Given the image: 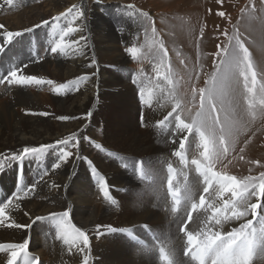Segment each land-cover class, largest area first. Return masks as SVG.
I'll return each mask as SVG.
<instances>
[{"label": "bare ground", "instance_id": "bare-ground-1", "mask_svg": "<svg viewBox=\"0 0 264 264\" xmlns=\"http://www.w3.org/2000/svg\"><path fill=\"white\" fill-rule=\"evenodd\" d=\"M26 1V6L8 17L4 15L6 4L0 2V25H3L0 44H3L5 32L22 33L0 52V76H6L15 67L20 69L18 75L50 79L55 86L75 83L83 76L88 79L84 83L80 80L81 85L62 100L53 91V85L0 84V203L13 199L21 188L36 184L35 190L26 196L21 193L0 218V244L27 240V257L36 264H83L85 256L88 257L87 264H166L161 248L171 254L174 264H195L183 254L185 237L179 228L187 220L191 201L198 203L203 193V178L191 163L193 159H202L203 148L199 146L198 137L189 136L184 150L187 164H183L180 157L174 155L178 149L168 150L160 141L165 139L163 136L167 132L171 133L168 124L175 125L176 129V115L190 122L198 108L199 96L194 105L189 103L190 98L193 99V90L182 85L185 77L178 85H172L170 78L159 79L151 89L146 85L147 80H143V84L141 77L133 84H129V80L122 83L117 77L114 83L109 82L110 79L106 81L111 85L106 87L107 67L110 65L107 63L116 62L134 73L145 63L129 61V56L126 57L113 37L104 39V29L96 30L101 59L95 58L96 65L92 69L89 67L90 55L85 51L87 43L83 41L73 45L76 52L69 49L68 58L61 59L59 53H51V44L39 43L35 33L38 34L43 26H36L45 20L49 21L48 24H55L52 18L65 12L73 0ZM82 1L87 14L88 8L84 6H90V2ZM129 1L143 6L151 4L149 0ZM91 5L90 9L95 13L97 6ZM85 18V22H77V25L89 28L87 16ZM81 34L85 37L84 32L76 33L69 42L79 40ZM93 35L90 34L92 42ZM33 36L37 40H32ZM119 56L123 57L117 60ZM94 68H98L97 73ZM92 71L94 74L87 76ZM72 77L75 78L70 79ZM238 88L225 105L232 129L229 154L216 165V170L238 178L258 177L264 172V167L260 166L264 165V105L260 103L263 97L253 100L252 107H249L248 94ZM177 104L180 107L173 112ZM56 108L60 112L56 113ZM56 115L69 119H57ZM95 127H101L103 136L98 142L100 147L90 156L83 151L81 138ZM73 133L77 134L78 147L72 148L70 162L53 172L52 165L59 153L56 142ZM41 145L52 147L20 158L23 148H39ZM121 163H125L124 168ZM169 165L174 170L173 185L180 188L181 203L176 206V211H173V200L168 193ZM44 171L48 175L41 179ZM100 178L106 181L111 202L105 200L99 191ZM252 202H256L255 198ZM15 203L20 206L15 207ZM63 211H69L71 223L89 237V248L83 252L76 247L70 248L57 238L56 222L48 217L51 213ZM25 212L29 215L26 216ZM36 217L44 219L37 220ZM202 219L203 212H194L188 230L198 231ZM246 219L253 217L249 215ZM242 222L230 221L220 230L229 232ZM253 222L259 227L256 220ZM13 223L29 227L10 226ZM7 259L8 254L0 252V264H6ZM17 264H24L23 255ZM250 264H264V243L257 246Z\"/></svg>", "mask_w": 264, "mask_h": 264}, {"label": "snow or ice", "instance_id": "snow-or-ice-1", "mask_svg": "<svg viewBox=\"0 0 264 264\" xmlns=\"http://www.w3.org/2000/svg\"><path fill=\"white\" fill-rule=\"evenodd\" d=\"M11 5L13 0H6ZM221 0H218V3ZM99 3V0H97ZM125 7L132 8L131 5ZM143 15H147L144 13ZM223 16L224 13H218ZM64 18L67 22V27L62 29L58 36L59 38L53 41L51 53L67 54L71 49L73 52L77 48L73 45H79L81 41H86V37L82 34L79 40L68 41L67 38L76 33H83L84 28L77 25V22H83L85 19V10L82 6L73 5L65 12H61L58 16L53 17L54 21H59ZM49 21L45 20L41 27L47 25ZM74 25H77L74 27ZM3 25H0L2 28ZM31 29L27 30L30 31ZM20 32H5L3 44H0V52L8 45L16 36L21 35ZM230 44L225 46L217 45L216 56L219 58V63L214 61L215 71L211 78L206 82L204 88L198 90L199 105L195 111V115L191 117L190 122H185L181 115L175 116L176 129L178 132L186 133L179 140V149L174 151V155L179 156L181 163L187 164V159L184 155L186 149V141L189 136L195 135L198 137L199 146L203 148L200 153L202 159H193L191 163L195 165L197 173L203 178V193L199 196L198 203L195 200L191 201L190 210L187 213L185 220L180 228V233L185 237L184 255L189 257L195 264H250L257 246L264 243V172H260L258 177L251 175L238 178L230 175L226 171H217L216 165L220 163L229 154V138L232 135L231 124L227 115L226 102L232 94L235 93L237 87L242 82L243 89L249 96L255 95L257 92L258 75L251 54L240 40L239 36L230 37ZM234 40V44L231 41ZM86 46V44H85ZM163 53L162 58H166V52L161 47L159 49ZM126 52L131 54L132 59H137L138 49L136 47H127ZM82 54V52L80 53ZM95 63V60H93ZM27 67V65H25ZM19 68H12L6 76H0V84L7 82L8 84L30 85V84H48L53 85V91L59 94L61 90L69 85L61 84L54 85V81L45 80L32 75H18ZM88 77H79L75 83L80 80H86ZM259 94L264 97V82H260ZM197 92L193 90V100L195 101ZM249 107H252V101L249 100ZM264 105V98L260 101ZM177 104L173 109L179 108ZM40 115H47L41 113ZM90 115V113L88 114ZM172 113H169L171 116ZM57 119H69V117H57ZM168 117H165L167 120ZM163 123V122H160ZM85 140L88 137H84ZM77 140V134L73 133L66 139L57 141L59 146L58 159L52 165V171L60 169L64 164L70 162L73 152L69 147L77 148V143L72 141ZM172 143H176L175 139ZM52 147L51 145H41L39 148L25 147L19 153L20 158L30 155L39 154ZM97 148L100 145H96ZM241 152L244 149H240ZM79 157V152L76 153ZM15 158V157H14ZM243 158V157H241ZM86 159V158H85ZM90 163V162H89ZM259 163V162H253ZM264 167V165H260ZM168 177V193L173 200V211H176V206L181 203L180 188L173 185V168L169 165ZM48 172L44 171L41 179L47 176ZM187 176L185 174V180ZM53 187H58L53 185ZM100 193L105 200L111 202L109 188L106 181L100 178L98 181ZM36 184L33 183L30 187L21 188L20 191L14 194L13 199L7 202L0 203V218L5 216V212L9 209L13 202L20 198L21 193L27 195L28 192L34 191ZM255 198L256 202H252ZM211 201H219L213 203ZM15 207H19V203H15ZM204 213V219L201 220V227L198 231H189L188 223L193 219V213ZM25 215H29L25 212ZM249 215L253 219H246ZM37 220L44 219L36 217ZM56 222L57 238L72 247H76L78 251L83 252L89 248L88 235L71 223L69 211L61 213H51L48 217ZM239 227H233L231 231H221L225 224L230 221H241ZM254 220L257 221L259 227L254 225ZM17 228H27L29 225H20L13 223L10 225ZM99 228V226H98ZM28 241L22 243H6L0 244V252L8 254L7 264H17L18 258L24 256V264H36L33 259L27 257ZM162 258L166 264H174V260L170 253L165 252L161 248ZM88 257H84L83 264H87Z\"/></svg>", "mask_w": 264, "mask_h": 264}, {"label": "rangeland", "instance_id": "rangeland-1", "mask_svg": "<svg viewBox=\"0 0 264 264\" xmlns=\"http://www.w3.org/2000/svg\"><path fill=\"white\" fill-rule=\"evenodd\" d=\"M149 1H151L149 6H143L135 1L133 2L129 0H120V2H114L112 0H99V3H97V0H89L90 6H88V4L84 6H87L88 8V12L85 16H87L90 26L89 28L88 26L84 28L83 32L87 41L83 42L87 43L85 51L86 54L88 53V55H90L88 56L90 58V69L96 65V62L93 63L95 58L101 59L99 44L97 45L98 37L95 36V34L96 30L99 32L103 29L106 35H104V39L113 37L118 42L117 44H119L122 48L126 57L129 56V61H142V64L145 63L140 66L137 73H134L132 69L118 66L116 62L107 63L110 65L107 67V71L109 72L107 74H109V76H107L105 80L106 87H110L111 85L109 82L114 83L116 80L115 78L117 77L119 80L121 79L122 83L129 80V84L135 83V81H138L141 77L142 81L147 80L146 85L150 89L156 86V82H158L159 79L170 78L169 80L172 85H178V83L181 82L180 79L185 77V82L183 84L181 83L185 88L189 90H196L199 87L197 89L199 90L200 88H204L206 86V82L211 78L212 73L216 70L214 61L217 64L219 63V58L216 56L218 51L217 45L222 47L229 45V38L238 35L251 54V58L257 72L260 73L258 76L259 85L257 84V89H259L260 82H264V0H221L219 3L218 0ZM0 2L6 4L5 7L7 13H4L5 16L7 15L6 17H8V15H10L13 11L27 5L26 0H14L11 5H9L6 0H0ZM71 2L73 4L69 7L73 5L83 7L82 0H73ZM91 4H93V6H97L96 10H94L95 13H93L90 9V7H92ZM127 5H131L132 8L125 7ZM221 12L224 13L223 16L218 15V13ZM144 13L147 15H143ZM85 19L83 20L84 22ZM65 26H68L67 22L64 18H61L59 21H55V24L50 23L48 25H43V29L38 34L35 33V36L38 40H40L39 43L46 41V44L49 43L52 45L53 41L59 38L58 33L62 29L66 28ZM91 33L94 34V42H92V38L90 37ZM100 35L102 36V32ZM73 36L67 38L68 41L72 40L74 38ZM17 37L18 36H16V38ZM36 38L33 36L32 40H35ZM12 41L10 42L11 44L14 43ZM234 42V40L231 41L232 44H234ZM92 44L94 45L92 46ZM127 47H136L138 49L137 59H132L131 54L126 52ZM161 47H163L166 52V58H162L163 53L159 51ZM59 55L60 58L62 57L61 59L68 58V52L67 54L59 53ZM122 57L123 56H119L117 60H120ZM39 61L41 62V59H39ZM118 67H120V69H118ZM94 71V73H97L98 68H94ZM94 73L93 71L91 73H87V76L89 74L92 76ZM74 78L75 77H72L70 79ZM79 83L73 82L71 85L65 84L69 86L57 94L58 98L62 100L63 97L65 98L71 95L77 86L84 83V80H81V83ZM242 85L243 84L241 82L238 86L239 88H237L242 90ZM61 93L64 95L61 96ZM191 96L193 97V95ZM198 96L199 94L197 92L195 101ZM248 97L251 101H253L262 96L259 94V90H257L255 95H248ZM190 101L189 103L194 105L195 102L192 98H190ZM55 111L56 113L60 112L57 108ZM58 116L60 115L58 114ZM168 125V129L171 133L167 132V135L163 136L165 139H162L160 142L162 146H167V148H169L168 150L173 151L174 148L179 149V140L182 136L186 135V133L178 132L177 129H174L175 125L173 124ZM95 128H93L91 132L92 134L85 133V135L81 138V143L84 145L83 151L90 156H93L98 150L96 144L99 145L98 142L101 141L103 136L101 127L99 129L98 127ZM64 137L63 139H66L69 136L65 135ZM84 137H88V139L85 140ZM173 139H175L176 143H172ZM72 143H77V140L72 141ZM85 147L88 148L85 149ZM69 150L73 152L74 149L69 147ZM121 165L123 168L125 167V163H121ZM132 173H134V171Z\"/></svg>", "mask_w": 264, "mask_h": 264}]
</instances>
